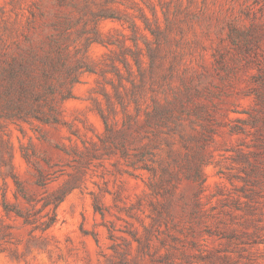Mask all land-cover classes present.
<instances>
[{
  "label": "rangeland",
  "instance_id": "374dc122",
  "mask_svg": "<svg viewBox=\"0 0 264 264\" xmlns=\"http://www.w3.org/2000/svg\"><path fill=\"white\" fill-rule=\"evenodd\" d=\"M0 55V264H264V0H0Z\"/></svg>",
  "mask_w": 264,
  "mask_h": 264
},
{
  "label": "trees",
  "instance_id": "16d2710c",
  "mask_svg": "<svg viewBox=\"0 0 264 264\" xmlns=\"http://www.w3.org/2000/svg\"><path fill=\"white\" fill-rule=\"evenodd\" d=\"M29 53H32V52L30 51ZM0 56H6V55H0ZM45 58H46V62L48 64H52V65L56 64V62L51 58L50 55L46 56ZM17 60L18 59L15 57V58H13L12 61L16 62ZM54 66H56V65H54ZM11 67H12L11 61H8L6 59L5 60L0 59V68L3 70V72L6 73V78H8L10 81L13 80L16 76V72ZM48 74L46 73V75H45L46 78L49 77ZM10 89H11L10 85L6 86L5 90L2 94V97H4L6 99L9 107L11 105H13L12 99L8 98ZM53 200L54 201L48 202L45 205V206H49L50 204H52V202H54L55 203V211L53 212V215H51V216L46 215V217H45L46 219L44 221H42V223L40 224V228L43 230H48V229L52 228L58 221L56 209L58 208V202H61V199L60 198L58 199V196H56ZM4 208H5V211L7 214L14 213L17 217L23 218L25 223H27V224H33L34 223L28 214L23 213L19 209H10L6 204H4Z\"/></svg>",
  "mask_w": 264,
  "mask_h": 264
}]
</instances>
